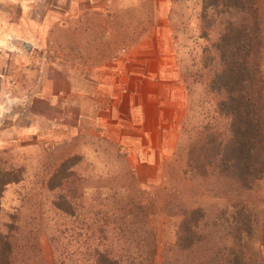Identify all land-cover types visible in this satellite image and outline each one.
Listing matches in <instances>:
<instances>
[{
    "label": "rangeland",
    "instance_id": "1",
    "mask_svg": "<svg viewBox=\"0 0 264 264\" xmlns=\"http://www.w3.org/2000/svg\"><path fill=\"white\" fill-rule=\"evenodd\" d=\"M197 14L198 0H0V168L21 180L3 193L0 228L17 219L16 264H92L96 249L148 254L137 240L148 234L154 264H264V180L225 197L218 181L184 174L190 139L213 115ZM68 158L83 191L72 218L52 210L48 190ZM130 189L150 203L143 218L110 197ZM235 201L246 204V237L228 229ZM185 206L205 217L200 241L181 252ZM117 230L121 242L99 245Z\"/></svg>",
    "mask_w": 264,
    "mask_h": 264
},
{
    "label": "trees",
    "instance_id": "2",
    "mask_svg": "<svg viewBox=\"0 0 264 264\" xmlns=\"http://www.w3.org/2000/svg\"><path fill=\"white\" fill-rule=\"evenodd\" d=\"M197 15L198 38L205 43L201 83L205 93L213 99V115H203L190 139L184 174L218 181L225 197L230 193L249 192L264 180V30L260 3L259 0H198ZM75 165L73 159L64 160L48 181V190L57 191L52 210L71 218L74 217L73 207L83 197L82 178L73 171ZM19 175L15 169L0 168V214L3 193L7 187L20 183ZM120 192L121 196L116 192L111 194V199H117L115 201L124 207H132L127 209L128 213L138 211L142 218L145 217L144 209L150 203L141 197L140 191ZM168 196V193L164 195L169 199ZM236 207H239L237 212L227 216L231 219L228 229L232 235L246 237L251 230L246 204L237 201L230 204V208ZM177 216L180 219L175 247L188 252L202 238L198 224L205 217V211L199 206H185L178 210ZM234 216H238L239 221H233ZM8 219L10 222L3 225L4 229L0 228V264L18 263L12 235L19 227L15 216ZM225 221L227 223L228 219ZM130 232L127 230L126 233L130 235ZM102 233L99 230V234ZM111 234V240L103 235L98 238L101 239L99 245L104 247L106 242L107 247L117 245L123 237L116 236L124 235V232L117 230V234ZM148 235L147 242L137 238L150 247L148 254L125 256L96 249L91 262L154 264L156 244L154 237ZM131 236H135V232ZM128 241L129 238L125 239L126 243ZM25 261L27 259L21 264H28Z\"/></svg>",
    "mask_w": 264,
    "mask_h": 264
},
{
    "label": "crops",
    "instance_id": "3",
    "mask_svg": "<svg viewBox=\"0 0 264 264\" xmlns=\"http://www.w3.org/2000/svg\"><path fill=\"white\" fill-rule=\"evenodd\" d=\"M154 118H155V117H154V114H153L151 120H155Z\"/></svg>",
    "mask_w": 264,
    "mask_h": 264
}]
</instances>
